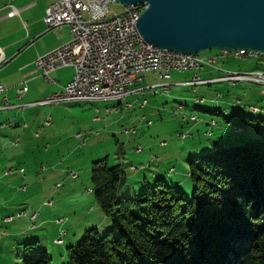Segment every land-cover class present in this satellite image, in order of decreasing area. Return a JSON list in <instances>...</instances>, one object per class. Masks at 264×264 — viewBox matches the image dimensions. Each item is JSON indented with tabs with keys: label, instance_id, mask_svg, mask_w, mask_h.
<instances>
[{
	"label": "rangeland",
	"instance_id": "1",
	"mask_svg": "<svg viewBox=\"0 0 264 264\" xmlns=\"http://www.w3.org/2000/svg\"><path fill=\"white\" fill-rule=\"evenodd\" d=\"M108 6L110 16L127 9L117 1H110ZM259 58L230 56L218 66L234 71L264 68ZM201 72L174 70L165 76L160 70L144 73L140 85L147 88L138 97H130L134 103L131 108L111 99L70 100L28 106L24 112L16 110L10 120L0 124L6 125L0 127V264H24V244L30 241L47 247L51 264H68V245L79 241L87 228L99 223L100 233L107 231L109 218L95 196L91 178L94 160L108 155L109 165H115L124 159L127 180L121 195L140 193V183L145 177L154 181L158 169L191 196L190 158L214 149L215 142L228 147L264 138V86L250 81L186 83ZM202 97L206 101L201 102ZM145 99L148 102L142 106ZM117 104L119 111H108ZM193 114L199 119L191 120L189 115ZM46 115L53 117L52 127L44 124ZM19 116L21 124H9ZM242 116L245 130L237 131L235 121ZM148 120L153 123L148 124ZM134 127L137 133L125 131ZM78 133L84 136L80 138ZM118 143L123 144V155L116 150ZM139 145L143 146L141 151L137 150ZM62 231L68 236L76 233V239L71 241L66 235L65 242L57 244L55 239Z\"/></svg>",
	"mask_w": 264,
	"mask_h": 264
},
{
	"label": "trees",
	"instance_id": "2",
	"mask_svg": "<svg viewBox=\"0 0 264 264\" xmlns=\"http://www.w3.org/2000/svg\"><path fill=\"white\" fill-rule=\"evenodd\" d=\"M210 55L217 57L216 63L188 69L212 67L221 73L210 79L196 74L189 81L191 85L229 82L219 78L234 70L218 66L220 60L246 57L222 55L221 50L204 54ZM249 56H259L260 63H264V54ZM189 116L191 120L199 119L194 114ZM187 118L186 113L183 119ZM243 119L244 116L235 121V130H245L241 127ZM212 123L216 124L214 120ZM133 129L136 127L125 131ZM214 144V149L188 160L193 180L191 196L169 182L163 170L158 169L154 181L145 177L140 183V193L121 195L127 180L124 159L115 165H109L108 155L94 160V193L110 223L103 234L99 227H90L79 241L70 243L68 264H264V138L228 147ZM142 149V145L137 147L138 151ZM64 235L62 231L56 243H62ZM37 243L24 244V264H51L49 250Z\"/></svg>",
	"mask_w": 264,
	"mask_h": 264
},
{
	"label": "built area",
	"instance_id": "3",
	"mask_svg": "<svg viewBox=\"0 0 264 264\" xmlns=\"http://www.w3.org/2000/svg\"><path fill=\"white\" fill-rule=\"evenodd\" d=\"M110 1L115 0H57L48 6L44 17L48 27L58 29L68 24L71 38L57 48L39 54L35 64L48 77L53 70L65 66L72 67L75 73L62 90L47 95L37 104L60 103L77 96L122 101L132 92L135 83L142 80V74L149 70H160L161 75L165 76L172 70L183 71L216 63V56L185 53L149 43L137 25L144 4L129 5L126 11L110 16ZM18 12L13 7L9 15ZM221 54L243 57L259 53L241 48L224 49ZM5 60L4 50L0 47V66ZM219 79L233 83L250 81L264 86V70L226 71ZM195 80L199 81L198 78ZM97 82H105V89H97ZM163 86L168 89L166 84ZM157 87L155 92L158 91ZM26 89H19V92ZM5 90L0 82V93ZM146 102L145 99L144 104ZM125 105L131 107L132 102L126 101ZM20 107L24 109L25 105ZM107 109L114 112L118 107ZM47 124H51L50 119ZM81 135L78 133V136ZM73 176L76 174L73 173Z\"/></svg>",
	"mask_w": 264,
	"mask_h": 264
},
{
	"label": "crops",
	"instance_id": "4",
	"mask_svg": "<svg viewBox=\"0 0 264 264\" xmlns=\"http://www.w3.org/2000/svg\"><path fill=\"white\" fill-rule=\"evenodd\" d=\"M56 1L57 0H0V47L3 48L6 57V60L0 66V82L6 88L4 92L0 93V124L6 120H10L16 110L24 112L27 110L28 106H44L36 102L53 92L62 90L74 77V69L70 66L57 68L50 72L48 77L44 75L43 70L35 64V60L39 54L57 48L71 38L68 24H64L58 29H50L44 20L48 6ZM13 7L19 12L14 15H9ZM214 53L216 52L207 54ZM200 70H202L201 73H195L194 75L198 74L202 79H210L220 74V72H214L210 68H202ZM143 79L144 77L142 75V80ZM142 80L135 83L132 87V92L126 99L122 100V102H116L122 104L125 101H130V97H138L141 92L143 93L146 87L140 85ZM195 81L198 82L197 80ZM186 83L190 84L188 80ZM24 87H27V89L19 92V89ZM23 104L25 108L20 109V105ZM145 104L142 102L141 105L143 106ZM133 105L134 103L132 102V106ZM117 107V111H119V106ZM43 117H45L44 124L52 127L53 117L51 115ZM49 119L51 120V124H47ZM36 120L34 121V126ZM56 121H58V117H56ZM21 122L22 117L19 116L16 122H10L9 124L18 126ZM25 126L27 125L25 124ZM0 127L5 128L6 125L3 124ZM55 128L56 124L53 130ZM136 130L127 133H137ZM36 134L38 135V132ZM83 136L82 133L79 137L81 138ZM116 146H118L116 147L117 152L123 155L125 151L123 144L118 143ZM104 221L106 222V219L102 222L104 223ZM62 222L64 223L66 220L64 219L61 223ZM99 225V223H94V226L99 227ZM66 235L68 236L69 233L67 234V232H65L61 244L65 242L64 238ZM74 235L68 236V239L71 241L76 239V235Z\"/></svg>",
	"mask_w": 264,
	"mask_h": 264
},
{
	"label": "water",
	"instance_id": "5",
	"mask_svg": "<svg viewBox=\"0 0 264 264\" xmlns=\"http://www.w3.org/2000/svg\"><path fill=\"white\" fill-rule=\"evenodd\" d=\"M144 4L137 25L149 43L185 53L247 49L264 54V0H115Z\"/></svg>",
	"mask_w": 264,
	"mask_h": 264
},
{
	"label": "bare ground",
	"instance_id": "6",
	"mask_svg": "<svg viewBox=\"0 0 264 264\" xmlns=\"http://www.w3.org/2000/svg\"><path fill=\"white\" fill-rule=\"evenodd\" d=\"M145 9V5H144ZM97 89H105V82H97ZM94 100L93 96H77V97H72L70 100ZM111 100H117V99H111Z\"/></svg>",
	"mask_w": 264,
	"mask_h": 264
}]
</instances>
